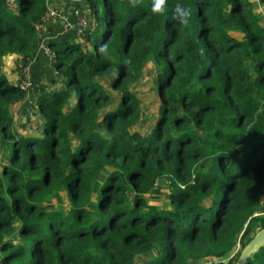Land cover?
Listing matches in <instances>:
<instances>
[{"label": "trees", "instance_id": "16d2710c", "mask_svg": "<svg viewBox=\"0 0 264 264\" xmlns=\"http://www.w3.org/2000/svg\"><path fill=\"white\" fill-rule=\"evenodd\" d=\"M49 1L0 0V264H188L240 250L264 227V26L252 3L167 0L153 15L151 0H83L88 45L46 42L63 87L39 91L41 133L25 135L9 113L24 91L2 60L24 66ZM178 3L187 26L172 20ZM147 61L157 111L141 133L129 86ZM159 180L167 202L150 205ZM61 193L66 209L44 208ZM244 264H264V245Z\"/></svg>", "mask_w": 264, "mask_h": 264}, {"label": "crops", "instance_id": "0c3cea01", "mask_svg": "<svg viewBox=\"0 0 264 264\" xmlns=\"http://www.w3.org/2000/svg\"><path fill=\"white\" fill-rule=\"evenodd\" d=\"M72 1L51 0L48 2L47 8L52 7L61 10L63 11V13L64 12L66 13V14L64 13L65 16H67L69 11L75 8L78 4L82 6L84 10L86 9L83 0H79L78 2L75 1L74 2L75 4L71 3ZM249 1L252 3L253 10L260 17V24L264 26V2H259L258 0H249ZM68 3H71V5H69ZM61 22L62 20L60 19H52L48 17L45 11L38 25V30H37L38 41L42 43L44 42L46 44L48 40L60 41L65 39L77 43L78 39L74 34V32L72 31V29H68L67 31H64L62 29V26L60 28ZM230 34L232 36L239 37L237 33H230ZM90 50L91 47L87 46L86 51L89 52ZM15 64H16V56L10 55V56H5L3 58L2 66H1V73L6 77L8 81H10L13 84H17L19 80L18 71ZM27 64L29 69V75H28L29 87L24 92V97L21 100L9 104V113L12 118V128L14 131L20 134L38 136L41 133L42 119L34 107L35 98L38 96L39 91L47 84L49 85V82L53 79L56 80V85H57L56 88L62 89L63 85L59 83L58 78L55 72L53 71L52 56L50 53H44L41 49H38L36 47L34 52L27 59ZM51 87L53 88L55 86L51 85ZM111 97L113 99L112 104L114 105V103L116 102L115 100L116 97L115 95ZM33 121L34 123H31ZM1 145L3 146V144ZM5 162L6 159L4 162H0V163H5ZM149 201L150 200H148V204L150 205H161V204H151L149 203ZM258 203L259 206L257 211L259 212L254 213V215L255 214L263 215L264 187L258 192ZM205 261L206 259H204L199 264H203ZM190 263L193 262L190 261L189 264ZM194 264H198V263H194Z\"/></svg>", "mask_w": 264, "mask_h": 264}, {"label": "rangeland", "instance_id": "374dc122", "mask_svg": "<svg viewBox=\"0 0 264 264\" xmlns=\"http://www.w3.org/2000/svg\"><path fill=\"white\" fill-rule=\"evenodd\" d=\"M75 1L78 2L79 0H74L71 3H74ZM71 3L68 4L71 5ZM76 7L79 10H81L83 13L85 12L83 7L80 6L79 4ZM154 78H155V67L150 61H147L143 65L140 78L135 82H133L132 84H130L129 86V89L134 93V95L136 96V98L138 99L141 105V115L138 120V123H136V131H139L141 133L142 132L147 133L150 130L154 121V117L156 116L157 99L154 92V88H155ZM103 87L107 91L110 97L116 94V91L109 88L107 81H103ZM31 123H34V121ZM1 144L2 143L0 142V162H4L6 159V154H5L6 151ZM155 184L156 185L151 190V193H149V200H150L149 203L166 204V200H167L166 189H168V187H166L164 181L161 180L157 181ZM43 206L45 209H52V208L66 209L67 202L63 194L61 193L59 195L52 196L49 200L46 201V203H43ZM92 207L93 204L89 206V208ZM190 264H194V263H190Z\"/></svg>", "mask_w": 264, "mask_h": 264}, {"label": "built area", "instance_id": "2783aa9c", "mask_svg": "<svg viewBox=\"0 0 264 264\" xmlns=\"http://www.w3.org/2000/svg\"><path fill=\"white\" fill-rule=\"evenodd\" d=\"M46 13L48 17L52 19L62 20L61 26L64 31H67L68 29H72L77 39L79 40L80 45L82 46L88 45V42L84 38V32L89 27L87 12L83 13L81 10L75 7L74 9L69 11L67 16H65L63 11L51 7L46 9ZM37 48L41 49L44 53H49L44 42L42 43L38 41ZM17 71L19 76L17 85L21 90L25 92L29 87V79H28L29 69L27 62L24 64L23 67H21V69ZM204 264H219V263L215 262L212 259H208L204 262Z\"/></svg>", "mask_w": 264, "mask_h": 264}, {"label": "clouds", "instance_id": "9594fccd", "mask_svg": "<svg viewBox=\"0 0 264 264\" xmlns=\"http://www.w3.org/2000/svg\"><path fill=\"white\" fill-rule=\"evenodd\" d=\"M143 0H127V3L135 8L139 6ZM167 0H151V6H150V11L153 15H163L165 12V6H166ZM191 18V9L188 7L183 6L182 4H176L173 14H172V20L178 22L180 25L187 26L190 22ZM98 51L100 53H103L105 55H108V47L107 45H102ZM124 63L130 64L131 61L130 59L126 58L124 60ZM178 187L181 189V191L186 190V185L184 184H178ZM237 245V244H236ZM238 247V245H237ZM212 259V258H210ZM208 260V259H206ZM204 264V263H203Z\"/></svg>", "mask_w": 264, "mask_h": 264}, {"label": "water", "instance_id": "95a60500", "mask_svg": "<svg viewBox=\"0 0 264 264\" xmlns=\"http://www.w3.org/2000/svg\"><path fill=\"white\" fill-rule=\"evenodd\" d=\"M263 245L264 227L258 229L240 250H238L237 245H233L221 256L212 258V260L218 262L219 264H244L247 258ZM234 255H236V258L232 263H230V259Z\"/></svg>", "mask_w": 264, "mask_h": 264}]
</instances>
